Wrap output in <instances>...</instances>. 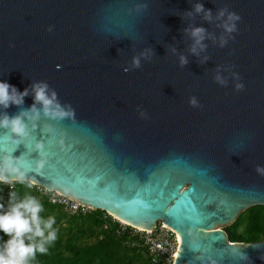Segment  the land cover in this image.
I'll list each match as a JSON object with an SVG mask.
<instances>
[{
    "label": "water",
    "instance_id": "obj_1",
    "mask_svg": "<svg viewBox=\"0 0 264 264\" xmlns=\"http://www.w3.org/2000/svg\"><path fill=\"white\" fill-rule=\"evenodd\" d=\"M194 27L206 29L198 55ZM0 80L28 90L0 116L40 110L23 137L0 128L1 182L142 231L168 226L181 237L174 264H264V241L224 230L264 206V0H0ZM45 83L72 115L44 114Z\"/></svg>",
    "mask_w": 264,
    "mask_h": 264
},
{
    "label": "trees",
    "instance_id": "obj_2",
    "mask_svg": "<svg viewBox=\"0 0 264 264\" xmlns=\"http://www.w3.org/2000/svg\"><path fill=\"white\" fill-rule=\"evenodd\" d=\"M10 192L16 193L17 200L35 196L43 205L41 218L56 219L53 227L58 230L57 239L48 245L47 252L37 253L31 264H155L145 238L132 229L122 231L120 222L104 211L71 215L62 206L52 205L48 195L40 194L28 183L0 182V205L4 210ZM224 230L232 243L263 242L264 206L248 209Z\"/></svg>",
    "mask_w": 264,
    "mask_h": 264
},
{
    "label": "clouds",
    "instance_id": "obj_3",
    "mask_svg": "<svg viewBox=\"0 0 264 264\" xmlns=\"http://www.w3.org/2000/svg\"><path fill=\"white\" fill-rule=\"evenodd\" d=\"M223 10L220 16L225 15ZM196 13H204L205 18L212 19L211 10H205L203 4H197L195 6ZM192 13H188L191 15ZM241 20V16L237 13H228L223 27L228 33H232L237 30V21ZM187 31V30H186ZM191 36L194 39V44L191 51L194 54H199V50L206 48L203 41L206 39V29L203 27H194L191 29ZM227 40H221V46H224ZM151 52V49L143 55L147 56ZM207 59V57L205 58ZM181 65L188 63L187 58L181 56ZM135 67L140 66V58L135 57L133 59ZM127 71V69H126ZM239 79L238 74H235ZM220 83H225L220 75L216 77ZM238 90L244 88L243 83L236 85ZM28 95V90L20 91L15 85L10 84L5 80H0V108L7 109L11 105H22L24 97ZM35 102L39 103L43 107L45 115L52 117L53 119H62L70 116L73 113L71 111H65L63 107L56 101V93L52 92L48 94V85L38 84L35 85ZM193 105L197 104V100L193 98L191 100ZM32 113H35V117L29 116V112H22L17 116H10L4 114L0 116V128L10 129L11 132L17 137H23L27 135V126L25 124V117L29 119L39 118L40 110L36 108L35 104L31 109ZM19 142V141H18ZM38 149H42L43 145L38 144ZM45 161L40 162V167H43ZM258 172L264 173V168L257 169ZM43 211L42 203L35 196H25L22 199H16V193H9V204L7 209L4 210L3 205H0V264H31V261L35 258L37 253H45L48 250V245L53 243L57 239V229L53 227L56 224L54 216H49L46 220L42 219L40 213ZM7 236V239H4ZM27 241V242H26ZM241 259H247V253H240Z\"/></svg>",
    "mask_w": 264,
    "mask_h": 264
},
{
    "label": "built area",
    "instance_id": "obj_4",
    "mask_svg": "<svg viewBox=\"0 0 264 264\" xmlns=\"http://www.w3.org/2000/svg\"><path fill=\"white\" fill-rule=\"evenodd\" d=\"M1 182V181H0ZM35 187L40 194L48 195L50 203L52 205L62 206L66 212L71 215L78 213L87 214L90 210L89 208H84L80 204L72 201L71 199L64 197L57 192H49L41 187ZM114 218V217H113ZM116 221L118 219L114 218ZM122 231H127L132 229L134 233H140L146 240V244L149 248L150 256L155 264H174V258L177 253L179 242L177 233L167 228L162 224V227L158 226L154 231H142L129 226L126 223H120Z\"/></svg>",
    "mask_w": 264,
    "mask_h": 264
},
{
    "label": "bare ground",
    "instance_id": "obj_5",
    "mask_svg": "<svg viewBox=\"0 0 264 264\" xmlns=\"http://www.w3.org/2000/svg\"><path fill=\"white\" fill-rule=\"evenodd\" d=\"M123 222V221H122ZM124 223V222H123ZM167 228H169L168 226H166ZM170 229V228H169ZM141 230H143V229H141ZM178 235V242H179V244L181 243V237H180V235L179 234H177ZM178 256V250H177V253H176V255H175V258H174V261L176 260V257Z\"/></svg>",
    "mask_w": 264,
    "mask_h": 264
},
{
    "label": "rangeland",
    "instance_id": "obj_6",
    "mask_svg": "<svg viewBox=\"0 0 264 264\" xmlns=\"http://www.w3.org/2000/svg\"><path fill=\"white\" fill-rule=\"evenodd\" d=\"M121 223V222H120ZM158 226L162 227V224H159ZM178 236V235H177Z\"/></svg>",
    "mask_w": 264,
    "mask_h": 264
},
{
    "label": "snow or ice",
    "instance_id": "obj_7",
    "mask_svg": "<svg viewBox=\"0 0 264 264\" xmlns=\"http://www.w3.org/2000/svg\"><path fill=\"white\" fill-rule=\"evenodd\" d=\"M186 198V197H185Z\"/></svg>",
    "mask_w": 264,
    "mask_h": 264
}]
</instances>
